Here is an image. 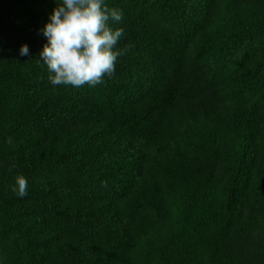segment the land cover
Here are the masks:
<instances>
[{"label": "trees", "instance_id": "16d2710c", "mask_svg": "<svg viewBox=\"0 0 264 264\" xmlns=\"http://www.w3.org/2000/svg\"><path fill=\"white\" fill-rule=\"evenodd\" d=\"M106 3L123 54L74 88L56 0H0V264H264V0Z\"/></svg>", "mask_w": 264, "mask_h": 264}, {"label": "clouds", "instance_id": "9594fccd", "mask_svg": "<svg viewBox=\"0 0 264 264\" xmlns=\"http://www.w3.org/2000/svg\"><path fill=\"white\" fill-rule=\"evenodd\" d=\"M123 19L122 11L109 8L106 0H56L55 7L40 30L46 43L39 61L47 67L48 80L55 86L96 87L116 71L123 50L117 45L124 37L123 28H113ZM20 56L30 55L27 44ZM11 144V138L8 139ZM12 191L18 198L28 194L27 178L15 177Z\"/></svg>", "mask_w": 264, "mask_h": 264}]
</instances>
